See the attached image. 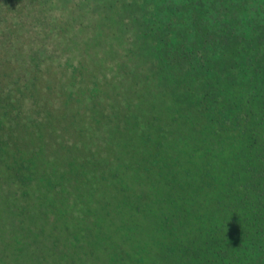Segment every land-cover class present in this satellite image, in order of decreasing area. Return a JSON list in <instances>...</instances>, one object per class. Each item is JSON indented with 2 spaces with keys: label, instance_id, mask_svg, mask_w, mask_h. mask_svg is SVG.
I'll return each mask as SVG.
<instances>
[{
  "label": "trees",
  "instance_id": "16d2710c",
  "mask_svg": "<svg viewBox=\"0 0 264 264\" xmlns=\"http://www.w3.org/2000/svg\"><path fill=\"white\" fill-rule=\"evenodd\" d=\"M144 1L0 0V264H264V1Z\"/></svg>",
  "mask_w": 264,
  "mask_h": 264
},
{
  "label": "rangeland",
  "instance_id": "374dc122",
  "mask_svg": "<svg viewBox=\"0 0 264 264\" xmlns=\"http://www.w3.org/2000/svg\"><path fill=\"white\" fill-rule=\"evenodd\" d=\"M148 0H145L144 2H147ZM172 1H174V0H172ZM178 1H180V0H178ZM254 1H257V2H260V4H261V2H263L264 0H254ZM180 3H182V2H177V4L179 5ZM178 9H180V6L179 7H177ZM187 8V5L184 7V9H186ZM210 16V15H209ZM209 16L208 15H206V17H205V21L203 20L202 21V23L203 24H205L204 26H206L207 25V20H208V18H209ZM263 16H261V14H259V13H257V14H253V24H255V26H257V25H259L258 23V20L259 19H261L262 21H263ZM189 20L187 19V22H188ZM201 21V20H200ZM194 22H193V27H194ZM233 25V24H232ZM192 26H190V28H191ZM209 29V28H208ZM192 31V30H191ZM202 33H205L206 34V31L205 32H202ZM260 35H258L257 37H259ZM244 37H247V36H245L244 35ZM232 43H238V41H235V38H232V37H230L229 38V42H228V44L229 45H231ZM254 45V44H253ZM234 45H232V47H233ZM232 47H231V49H232ZM220 52H221V50H220ZM230 52V50L228 49L227 50V54ZM233 52V51H232ZM230 53L229 54V58H230V60L232 61V63L231 64H233L234 66H236V67H238V68H240L242 65H243V62H242V60L241 59H239L238 57L236 58L235 56L236 55H234L233 56V53ZM200 63H201V61H200ZM262 71H263V73H264V70L262 69ZM241 73V72H240ZM252 75H255V74H253L252 73ZM187 76V75H186ZM190 76H192V74L190 75ZM190 76H188V77H190ZM256 76V75H255ZM181 77H183L182 75L180 76V78ZM188 77H186L185 78V80L184 81H182V84L179 86V89L181 90V93L185 96V95H187V99L189 98L188 97V91H187V86H186V84L188 83V81H187V79H188ZM264 77V76H263ZM256 79H257V76H256ZM244 80H245V83H246V80H247V78H245L244 77ZM244 80H243V83H242V85L243 86H245V84H244ZM259 80V79H258ZM172 82H174L175 84L178 82L177 80H175V81H171L170 80V83H172ZM260 82H262L263 83V87L262 88H260L259 89V87H258V85L260 84H253V85H251L250 84V82H247L246 84V87L247 88H250V89H253V91H254V93L256 94V96H255V100H254V105L253 106H255L254 107V111L257 113V115H259L260 114V112L261 111H263L264 112V78L262 79V80H260ZM261 83V84H262ZM152 84H154V85H156V87L158 86L156 83H152ZM150 87V86H149ZM155 87V88H156ZM151 88H152V86H151ZM178 88H177V90H179ZM262 89V90H261ZM156 96V95H155ZM158 99L157 100H159V96H156ZM174 97V94L172 95V96H166V100H167V103H166V105H168V100L169 101H171L172 100V98ZM253 126L255 127V125L253 124ZM257 127V131L258 132H261V131H263L264 130V126H256ZM264 144V143H263ZM74 215H76V213L74 212ZM163 249V248H162ZM162 249H160L161 250V256L163 255V256H165L166 257V254L164 253V250H162ZM166 251V250H165ZM159 255V254H158ZM37 264H41L40 262L39 263H37Z\"/></svg>",
  "mask_w": 264,
  "mask_h": 264
}]
</instances>
